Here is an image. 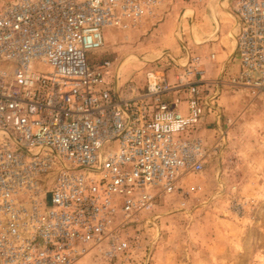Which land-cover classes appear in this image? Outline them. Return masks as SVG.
Wrapping results in <instances>:
<instances>
[{
    "label": "built area",
    "instance_id": "obj_1",
    "mask_svg": "<svg viewBox=\"0 0 264 264\" xmlns=\"http://www.w3.org/2000/svg\"><path fill=\"white\" fill-rule=\"evenodd\" d=\"M161 2L0 8V264H148L134 260L139 226L216 151L199 127L207 117L218 125L223 86L264 92V0L233 2L234 75L205 78L191 55L172 79L150 68L137 87L121 83L112 60L90 58L105 30L132 28Z\"/></svg>",
    "mask_w": 264,
    "mask_h": 264
},
{
    "label": "rangeland",
    "instance_id": "obj_2",
    "mask_svg": "<svg viewBox=\"0 0 264 264\" xmlns=\"http://www.w3.org/2000/svg\"><path fill=\"white\" fill-rule=\"evenodd\" d=\"M9 1L0 0V8ZM207 1L212 0H162L132 28L106 30L103 47L91 51L90 58L112 60L122 84L131 79L143 87L154 54L173 50L185 7L200 9ZM165 20L171 23L162 34L158 27ZM165 61L158 69L172 79ZM217 102L218 125L206 119L199 127L207 145L217 144L216 151L206 157L201 172L181 180L179 193L159 201L150 214L154 222L139 226L144 249L135 261L148 255V264H264V92L254 97L248 89L224 85ZM81 262L112 264L99 256Z\"/></svg>",
    "mask_w": 264,
    "mask_h": 264
},
{
    "label": "crops",
    "instance_id": "obj_3",
    "mask_svg": "<svg viewBox=\"0 0 264 264\" xmlns=\"http://www.w3.org/2000/svg\"><path fill=\"white\" fill-rule=\"evenodd\" d=\"M231 1L230 3L228 0H212L210 3L207 1L201 4L200 9L187 5L178 30L175 29L178 33L175 35L174 31L173 50L157 51L154 54L153 67L158 69V64L161 65L163 59L167 61L170 58L171 61L167 63L165 61L164 65L169 69L168 74L173 75L178 62L185 63L188 56L194 55L200 58L205 78L228 77L237 73L240 69L234 53L237 18L231 10L235 0ZM168 15L171 16V13ZM170 23L169 20H165L158 27L162 34ZM207 122L211 123L212 118H207Z\"/></svg>",
    "mask_w": 264,
    "mask_h": 264
},
{
    "label": "bare ground",
    "instance_id": "obj_4",
    "mask_svg": "<svg viewBox=\"0 0 264 264\" xmlns=\"http://www.w3.org/2000/svg\"><path fill=\"white\" fill-rule=\"evenodd\" d=\"M107 30H109V29H107ZM105 31H106V30H105ZM105 31H104V32H105Z\"/></svg>",
    "mask_w": 264,
    "mask_h": 264
}]
</instances>
